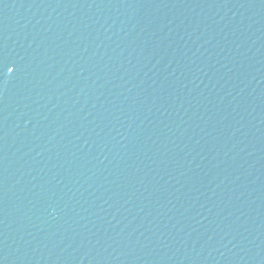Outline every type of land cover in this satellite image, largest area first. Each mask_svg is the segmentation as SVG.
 I'll return each instance as SVG.
<instances>
[{
	"label": "water",
	"instance_id": "water-1",
	"mask_svg": "<svg viewBox=\"0 0 264 264\" xmlns=\"http://www.w3.org/2000/svg\"><path fill=\"white\" fill-rule=\"evenodd\" d=\"M0 57V264H264V0H0Z\"/></svg>",
	"mask_w": 264,
	"mask_h": 264
},
{
	"label": "snow or ice",
	"instance_id": "snow-or-ice-1",
	"mask_svg": "<svg viewBox=\"0 0 264 264\" xmlns=\"http://www.w3.org/2000/svg\"><path fill=\"white\" fill-rule=\"evenodd\" d=\"M3 60V57H0V61ZM3 69L6 70L7 73H13V68L9 66L7 62L3 63Z\"/></svg>",
	"mask_w": 264,
	"mask_h": 264
}]
</instances>
